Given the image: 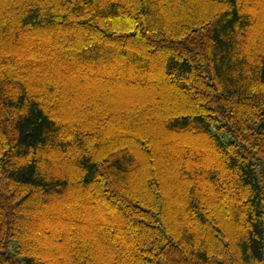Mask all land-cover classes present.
Segmentation results:
<instances>
[{"label": "trees", "instance_id": "1", "mask_svg": "<svg viewBox=\"0 0 264 264\" xmlns=\"http://www.w3.org/2000/svg\"><path fill=\"white\" fill-rule=\"evenodd\" d=\"M0 264H264V0H0Z\"/></svg>", "mask_w": 264, "mask_h": 264}]
</instances>
